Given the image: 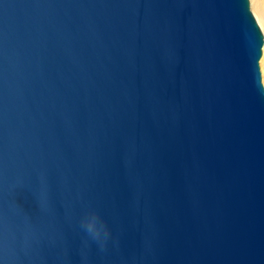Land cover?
I'll return each mask as SVG.
<instances>
[{
  "label": "water",
  "instance_id": "obj_1",
  "mask_svg": "<svg viewBox=\"0 0 264 264\" xmlns=\"http://www.w3.org/2000/svg\"><path fill=\"white\" fill-rule=\"evenodd\" d=\"M263 47L250 0H0V264H264Z\"/></svg>",
  "mask_w": 264,
  "mask_h": 264
},
{
  "label": "rangeland",
  "instance_id": "obj_2",
  "mask_svg": "<svg viewBox=\"0 0 264 264\" xmlns=\"http://www.w3.org/2000/svg\"><path fill=\"white\" fill-rule=\"evenodd\" d=\"M250 2H251V11L253 12L255 18L257 19V21L261 27V30L264 34V22L261 23V20L259 19L258 14L255 12L253 1L250 0ZM260 67H261V73H262V81H263V85H264V47H263V56H262V59L260 60Z\"/></svg>",
  "mask_w": 264,
  "mask_h": 264
},
{
  "label": "bare ground",
  "instance_id": "obj_3",
  "mask_svg": "<svg viewBox=\"0 0 264 264\" xmlns=\"http://www.w3.org/2000/svg\"><path fill=\"white\" fill-rule=\"evenodd\" d=\"M252 1L255 12L258 14L261 23L264 22V0H252Z\"/></svg>",
  "mask_w": 264,
  "mask_h": 264
}]
</instances>
